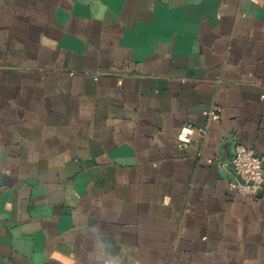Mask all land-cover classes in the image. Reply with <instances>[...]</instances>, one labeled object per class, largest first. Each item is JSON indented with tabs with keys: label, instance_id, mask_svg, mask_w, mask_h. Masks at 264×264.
Segmentation results:
<instances>
[{
	"label": "crops",
	"instance_id": "obj_1",
	"mask_svg": "<svg viewBox=\"0 0 264 264\" xmlns=\"http://www.w3.org/2000/svg\"><path fill=\"white\" fill-rule=\"evenodd\" d=\"M238 143L264 165V0H0V264H264Z\"/></svg>",
	"mask_w": 264,
	"mask_h": 264
},
{
	"label": "built area",
	"instance_id": "obj_2",
	"mask_svg": "<svg viewBox=\"0 0 264 264\" xmlns=\"http://www.w3.org/2000/svg\"><path fill=\"white\" fill-rule=\"evenodd\" d=\"M207 116L209 119L217 117L213 110H210ZM194 136H197L194 142L198 149L196 156L200 158L201 142L206 136L205 128H195L190 125L181 126L175 136L177 147L185 148L191 144ZM231 165L237 176V181L231 185L232 189L243 195L258 196L264 180V165L261 157L238 143L235 145Z\"/></svg>",
	"mask_w": 264,
	"mask_h": 264
}]
</instances>
